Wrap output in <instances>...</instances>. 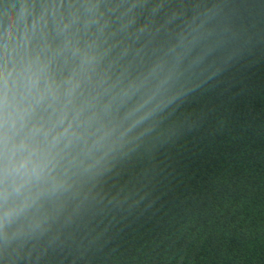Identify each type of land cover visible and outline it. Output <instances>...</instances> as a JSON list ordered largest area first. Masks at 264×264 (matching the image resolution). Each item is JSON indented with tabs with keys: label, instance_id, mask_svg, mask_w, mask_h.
<instances>
[{
	"label": "trees",
	"instance_id": "16d2710c",
	"mask_svg": "<svg viewBox=\"0 0 264 264\" xmlns=\"http://www.w3.org/2000/svg\"><path fill=\"white\" fill-rule=\"evenodd\" d=\"M193 21L210 52L180 97L0 264H264V0H0V62L39 54L105 103Z\"/></svg>",
	"mask_w": 264,
	"mask_h": 264
},
{
	"label": "clouds",
	"instance_id": "9594fccd",
	"mask_svg": "<svg viewBox=\"0 0 264 264\" xmlns=\"http://www.w3.org/2000/svg\"><path fill=\"white\" fill-rule=\"evenodd\" d=\"M209 52L203 25L188 22L144 73L111 86L105 103L85 95L75 74L56 83L39 54L0 62V252L38 234L45 203L70 197L76 178L102 171L129 134L180 97L185 73ZM93 66L85 54L81 73ZM114 105L125 109L118 120Z\"/></svg>",
	"mask_w": 264,
	"mask_h": 264
}]
</instances>
